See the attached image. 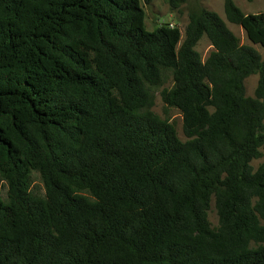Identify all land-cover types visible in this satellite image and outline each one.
<instances>
[{
  "label": "trees",
  "instance_id": "16d2710c",
  "mask_svg": "<svg viewBox=\"0 0 264 264\" xmlns=\"http://www.w3.org/2000/svg\"><path fill=\"white\" fill-rule=\"evenodd\" d=\"M223 12L264 47V12ZM187 18L182 39L141 0H0V264H264V60ZM168 77L185 141L151 110Z\"/></svg>",
  "mask_w": 264,
  "mask_h": 264
},
{
  "label": "rangeland",
  "instance_id": "374dc122",
  "mask_svg": "<svg viewBox=\"0 0 264 264\" xmlns=\"http://www.w3.org/2000/svg\"><path fill=\"white\" fill-rule=\"evenodd\" d=\"M236 6L245 14L249 13H260L264 12V0H233ZM141 5L145 12V27L151 31L161 25H169L171 27H177L180 30L182 39L184 28L188 22L187 12L189 7H203L207 10L217 13L226 23L227 27L234 33L239 39L241 44L250 45L258 51L262 60H264V47L260 45H254L249 42L246 35L241 27L229 23L223 12V0H187L186 3L182 4L178 10H172L167 0H150L149 4L144 3L141 0ZM195 50L200 54L201 59L205 60L209 53L212 51V47L206 37H202L195 46ZM257 75H251L244 81L245 94L246 96L252 97L257 84ZM172 85L171 77H168L166 83L154 93L153 106L151 110L162 119L168 120L173 124L177 136L180 140L185 141L186 138L182 130V118L180 112L176 108L166 106L159 95V91L163 88H170ZM261 163H264V153L258 159L251 161V166L255 170ZM33 185L37 186L38 190H42V184L38 178V175H33ZM0 194L3 196V190ZM208 220L212 227L218 225V218L214 208L213 200L210 204L208 211Z\"/></svg>",
  "mask_w": 264,
  "mask_h": 264
}]
</instances>
